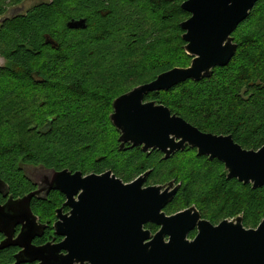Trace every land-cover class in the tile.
<instances>
[{
    "label": "trees",
    "instance_id": "16d2710c",
    "mask_svg": "<svg viewBox=\"0 0 264 264\" xmlns=\"http://www.w3.org/2000/svg\"><path fill=\"white\" fill-rule=\"evenodd\" d=\"M23 1L11 0L10 5ZM41 1L0 27V57L9 63L0 68V178L9 183L11 194L20 196L30 188L23 179L24 167L82 174L110 171L120 178L150 171L149 178L158 177V168L174 158L165 161L157 152L146 155L138 149L119 151L118 133L109 116L120 95L173 67L188 66L190 58L183 51L179 28L188 18L180 8L186 0ZM263 3L258 2L238 28L249 25L251 30L236 38L237 52L226 67L216 68L211 78L187 81L167 92L177 90V101L186 103L185 111L174 106L176 101L162 98L165 92L150 94L145 100L163 104L202 132L230 135L244 150L264 146V31L258 26L264 21V12L258 8ZM79 19H85V29L67 28L70 20ZM142 39L146 44L134 49ZM130 51L137 59L129 66L122 56L133 55ZM116 55L120 62L111 63ZM221 71H228L221 77L224 81L216 83L222 88L220 102L230 98L225 109L218 100L197 102L198 95L190 96L187 88L219 78ZM6 79L16 87L3 90ZM21 84L42 93L19 94ZM217 103L220 106L214 108ZM195 158L205 171L189 172L176 202L194 204L202 213L216 207L217 214L240 216L244 228H256L264 218V189L226 179L221 163ZM215 170L219 171L215 181L199 190L203 178ZM49 201L33 206H46L47 211L55 202L53 196ZM12 261L10 251L0 252V264Z\"/></svg>",
    "mask_w": 264,
    "mask_h": 264
},
{
    "label": "water",
    "instance_id": "95a60500",
    "mask_svg": "<svg viewBox=\"0 0 264 264\" xmlns=\"http://www.w3.org/2000/svg\"><path fill=\"white\" fill-rule=\"evenodd\" d=\"M258 1L186 0L181 4L180 8L189 14L179 24L189 64L162 72L113 101L109 120L118 133L119 151L139 147L143 154L158 151L163 160H168L186 148L195 149L197 156L221 162L227 179L253 189L264 188V146L244 150L229 135L202 133L164 105L143 102L149 93L166 92L186 81L197 83L211 78L216 68L226 67L237 51L231 34ZM29 4L27 0L12 7L0 17V26L25 14ZM66 26L83 30L86 21L70 20ZM26 169L35 172L37 168L24 167V173ZM40 170L38 178H50L53 183L43 179L47 191H59L65 196L64 205L72 208L71 216L60 214L54 224L55 233L64 238L59 244L36 247L31 242L40 235L32 232L35 218L30 201L40 199L41 186L20 199L9 197L0 207V233L6 238L0 249H22L14 256V264H264V218L256 228L245 229L240 216L214 227L200 221L193 207L166 217L161 210L172 201L178 187L170 191V182L164 187L142 189L150 171L124 185L110 171L83 176L80 171L66 169ZM69 177L74 179L69 181ZM147 223L160 229L151 234L144 229ZM19 224L23 229L18 240L12 241L13 229ZM195 227L196 237L187 240Z\"/></svg>",
    "mask_w": 264,
    "mask_h": 264
},
{
    "label": "flooded vegetation",
    "instance_id": "af4514ba",
    "mask_svg": "<svg viewBox=\"0 0 264 264\" xmlns=\"http://www.w3.org/2000/svg\"><path fill=\"white\" fill-rule=\"evenodd\" d=\"M27 0H24L23 2H26ZM261 1V0H260ZM258 1V2H260ZM29 2L31 4L29 5H35L36 7L42 3L41 0H29ZM258 2L255 4V6L258 4ZM17 4V3H16ZM9 6L3 8V6L0 8V17H2L4 14H6L12 7V5H10V3H8ZM15 5V4H14ZM254 6V7H255ZM21 9H19L20 11ZM25 10V9H24ZM18 12V11H16ZM252 12V11H251ZM250 12V13H251ZM250 15V14H249ZM188 18H189V14H188ZM187 18V19H188ZM248 18V17H247ZM247 18L241 23L243 24L244 22L247 21ZM6 21H4L1 26L5 23ZM241 24L237 27V29L231 34V37L233 38V43H235L237 45V42H236V37H235V33L237 32L238 28L241 26ZM0 26V27H1ZM238 47V46H237ZM237 52V51H236ZM0 59L3 61V63L0 65V68H6L9 63L5 60V58L3 57H0ZM187 82V81H186ZM189 82H192V81H189ZM200 82V81H199ZM185 83V82H184ZM195 83V82H194ZM143 84V83H142ZM142 84H139V85H142ZM137 85V86H139ZM176 87V86H175ZM174 88V87H173ZM172 89V88H171ZM169 91V90H168ZM164 91H159L157 93H149L147 94L146 96L150 95V94H160ZM167 92V91H166ZM145 96V97H146ZM145 97H144V100L143 102L147 103V102H154V101H150V100H145ZM156 104H160V103H157V102H154ZM163 105V104H161ZM166 107V106H165ZM168 108V107H167ZM169 109V108H168ZM172 113V112H171ZM174 114V113H172ZM178 116V115H177ZM180 117V116H179ZM188 123V122H187ZM191 125V124H190ZM194 127V126H193ZM196 128V127H195ZM198 129V128H197ZM199 130V129H198ZM200 132H202L201 130H199ZM202 133H207V132H202ZM222 135V134H220ZM223 136H228V135H223ZM230 136V135H229ZM118 139V138H117ZM235 143V142H234ZM134 149H138L139 151L140 148H134ZM134 149H129V150H134ZM154 152H157L159 153L158 151H154ZM192 153L194 157H200V158H204L208 161H217L219 162L218 160L216 159H213V160H209L208 157H205V156H197V151L195 149H189V148H186L183 152H177L175 153L174 155H172L170 158H174L175 156H177L178 154H183V153ZM152 153V152H150ZM143 154V153H142ZM161 155V157H163V155L161 153H159ZM169 158V159H170ZM168 159V160H169ZM167 161V160H165ZM221 163V162H219ZM222 164V163H221ZM222 170L224 171V165L222 164ZM34 170H29L28 171V175L32 176L33 178H36L37 179V182L36 181H33L32 179L30 178H23L24 180L26 179L28 182H29V191L20 195V196H14L13 194H11V188H10V185L9 183L6 182V180L4 178H0V207L6 205V203L9 201V197H12L13 200H17V199H20L22 197H25L27 196L28 194L30 193H34L36 192L38 189H39V186H41V189L42 190H38L39 191V197L40 199L38 198H32L31 201H30V210L32 212V214L34 215V218H35V223H34V227L32 229V232H35V233H39V237H35L32 242H31V245L33 246H36V247H41L47 243H50L52 245H56V244H59L64 238L63 237H60L58 236L56 233H55V230H54V224L58 221V215H67V217H70L71 216V211H72V208L71 207H67L64 205V203L66 202V199H65V196L63 194H61L59 191H54V190H50V191H47V187L48 185L44 183L43 179L46 180L48 182V184H51L52 181L50 178H38V172L35 173V175L33 176V172ZM72 173L75 172V171H71ZM107 172V171H106ZM147 172V171H146ZM112 173V172H111ZM90 174H95V173H90ZM85 175H89V174H83V176ZM97 175H100V174H97ZM115 175V174H114ZM140 175H143V173L141 174H138V175H134L132 174V177L131 178H120L118 176L115 175L116 179L120 180L124 185H128L134 181H136L138 179V177ZM23 176V175H22ZM227 179V178H226ZM151 178H149V176L147 178H145V181L143 182L142 184V189H145V188H148V187H155V186H161V187H164L166 186L167 184H169L170 182L173 183V186L170 188V191H172L175 187H178V190L175 194V196L173 197L172 201L167 204L162 210H161V213H164V215L166 217H170V216H173L175 214H178V213H181V212H184L185 210L193 207L195 208V210L198 212L199 216H200V221H206L208 222L209 224H211L212 226H217L219 225L221 222L223 221H228V222H231L233 221L236 217H224V215H220V214H217L216 211L211 215L210 214V208L211 207H207L204 209V212L202 213L201 210L197 207L194 206V204H189L188 206H183V208L181 210H177L175 212L171 211L170 213H168V210L170 211V208L173 204H175V202L177 201V195L180 191V187L183 186V181L179 180L178 178H170L169 180H166L164 181V183H155V184H151ZM231 180V179H229ZM26 181V182H27ZM51 182V183H50ZM53 184V183H52ZM264 189V188H263ZM164 191V188L162 189L161 192ZM49 192V193H48ZM48 193V194H47ZM79 194V193H78ZM73 197V201L76 202L78 200L77 196ZM38 195V194H37ZM50 196H53V199H54V204H52L53 206L51 207L50 205V209L47 210V211H44L43 208H45L46 206H41V208L39 209H35L37 208L41 203L44 204L45 202H51L49 201V198ZM36 204L38 206L34 207L33 205ZM216 207H214L215 209ZM216 210V209H215ZM38 211V212H37ZM50 211V216L47 215L46 212ZM238 217V216H237ZM150 225V228H147V226ZM153 228H152V227ZM244 227V226H243ZM21 229H23L22 225L19 224V225H16L13 229V237H12V241H15L16 239L18 240L19 238V235L21 233ZM144 229L145 230H148L150 231L151 234H155L160 228L158 226H156L155 224H152V223H147L144 225ZM246 229V228H245ZM251 229V228H250ZM254 229V228H252ZM197 235V228L195 227L193 230L189 231L188 235H187V240L191 241L193 240ZM5 235L4 234H1L0 233V243L3 242L5 240ZM165 240H168V237H165ZM21 242L22 239H21ZM10 251V254H11V257H12V264H14L15 262V259H14V256L18 255L22 249L19 247V246H8L6 248H3V249H0V252L4 253V252H8ZM32 264H37V262H34Z\"/></svg>",
    "mask_w": 264,
    "mask_h": 264
},
{
    "label": "rangeland",
    "instance_id": "374dc122",
    "mask_svg": "<svg viewBox=\"0 0 264 264\" xmlns=\"http://www.w3.org/2000/svg\"><path fill=\"white\" fill-rule=\"evenodd\" d=\"M11 0H0V4L3 6V8L9 6L8 3L11 4L10 2ZM259 12L261 11V13L264 12V3L262 5H260ZM260 28H262V31H264V21L262 20V22L258 25ZM249 30H251V27H249V25L246 27V25H244L243 27H241L235 34L236 38H239V34L241 32H248ZM244 34V33H243ZM114 35H117V33H115ZM147 40H138L137 44L134 46V49H138L142 44H146ZM136 43V42H135ZM131 54H127L122 56V62H127L130 64L136 62L135 60L136 55L134 53V51H130ZM112 62L116 64V62H120L121 58L119 59V55L113 56L111 57ZM3 63V61L0 59V65ZM109 65V64H108ZM111 65V64H110ZM228 73V71H221L218 73L217 77L219 78H214L212 81H206L204 83H202L201 85L198 86H190L189 88H187L190 92V96H192V94H194V96L198 95L197 97H195V100L198 102L200 101H208L210 102L211 100H218L220 102V98H222V88L221 86L217 85L216 83H221L224 79H222L221 77ZM10 79H6L4 80V82L2 83V89L6 90V89H10L11 86H15V83L10 84ZM10 84V86H9ZM18 84V83H17ZM16 87V86H15ZM19 94L20 93H26L29 96L34 94V93H42V90H38L37 88H31L30 85L27 84H21L19 87ZM168 92V91H167ZM163 93L160 96L164 99H169L171 101H176V105H174L177 109H179L180 111H185L187 109L186 103L183 101L182 105L177 101L179 99V95L177 93V90H173L171 93ZM196 92V93H195ZM211 94V95H210ZM59 96V95H58ZM227 98V97H226ZM225 100H223V102H220L222 104V108H226L227 105L229 104L230 98H227ZM199 99V100H198ZM218 106H220L217 103V106L214 108H218ZM224 109L222 110L224 112ZM3 113V110H0V114ZM96 114H100L99 112H96ZM88 128L92 129L95 128V126H89ZM118 136V134H117ZM117 141V140H116ZM125 160V157L121 156L120 159V163H123ZM41 168H37L36 171L33 173V176L35 175V173H37L38 171L41 174ZM159 171L161 172L159 174L158 177L155 178H151V184H155V183H164V181L169 180V174L168 172L175 174L176 176H178V179L181 181H185L188 180V175L190 171H200L201 173H203L205 171V166L202 164V162L198 161L192 153H183V154H178L177 156L174 157L173 160H170L169 163L165 164L164 167H159L158 168ZM28 171L29 169L25 170V176L30 177V179H32L33 181L37 182L36 178H33L32 176L28 175ZM218 170H215L214 174L208 178H203V182L201 183V185L199 186V190H204L207 187H209L214 181H215V177L218 174ZM39 174V173H38ZM184 204H182V201L179 200L178 202H176L175 204H173L170 208V211L168 210V213H170L171 211L175 212L177 210H181L183 208ZM216 210L214 209V207L210 208V214H213Z\"/></svg>",
    "mask_w": 264,
    "mask_h": 264
},
{
    "label": "snow or ice",
    "instance_id": "6c2138e0",
    "mask_svg": "<svg viewBox=\"0 0 264 264\" xmlns=\"http://www.w3.org/2000/svg\"><path fill=\"white\" fill-rule=\"evenodd\" d=\"M68 179H69V181H71V180L74 179V178L69 177Z\"/></svg>",
    "mask_w": 264,
    "mask_h": 264
}]
</instances>
